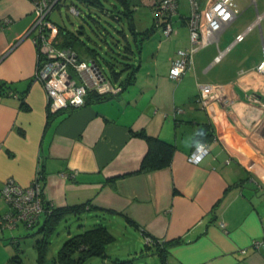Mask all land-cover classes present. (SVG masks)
I'll list each match as a JSON object with an SVG mask.
<instances>
[{
    "label": "crops",
    "instance_id": "obj_1",
    "mask_svg": "<svg viewBox=\"0 0 264 264\" xmlns=\"http://www.w3.org/2000/svg\"><path fill=\"white\" fill-rule=\"evenodd\" d=\"M154 1L139 3L153 12ZM178 8L170 35L157 27L141 42L139 53L157 36L155 53L137 60L131 85L48 117L46 91L34 78L38 50L31 28L38 13L30 0H0V188L7 178L29 184L40 167L43 196L53 209L85 205L78 215L108 216L113 239L104 253L116 238L111 225H119L161 264H264V73L257 70L264 42L250 59L228 56L252 22L219 49L236 17L217 43L194 53L191 70L172 79L170 61L189 45L188 15ZM198 85L221 86L232 102L202 106ZM201 129L208 153L190 163L186 157ZM138 131L174 145L168 166L137 171L147 151ZM5 209L0 196V214ZM71 216L77 215L70 211L62 220ZM43 222L41 214L35 226ZM20 227L0 229V240L21 235ZM173 239L180 240L159 255L156 242ZM93 257L119 261L106 253Z\"/></svg>",
    "mask_w": 264,
    "mask_h": 264
},
{
    "label": "built area",
    "instance_id": "obj_2",
    "mask_svg": "<svg viewBox=\"0 0 264 264\" xmlns=\"http://www.w3.org/2000/svg\"><path fill=\"white\" fill-rule=\"evenodd\" d=\"M30 1L38 13L31 28L35 31L33 41L39 56H42L37 60L34 78L44 86L47 110L53 114L80 107L85 104L88 90L97 93H117L120 87L111 83L97 62L93 59H81L74 50L57 46V26L48 19V15L62 0ZM189 5L190 14L185 19L189 45L177 49L170 61L169 76L176 80L193 68L194 53L210 43H217L219 34L239 13L235 0H204L201 4L197 0H189ZM177 8L178 0H155L153 3L156 16L154 22L156 26H160V22L163 21L160 28L164 36L170 35L173 31L170 17L176 13ZM71 11L78 13L75 7H71ZM243 35L244 33L238 34L235 42L242 40ZM220 56L221 53L217 58ZM257 70L264 73V50ZM198 86L196 99L202 106L215 100L232 102L231 98L223 93L221 86ZM207 153L206 143L199 140L195 142L186 159L190 163H198ZM0 196L6 205L5 211L0 214V229H13L19 225L31 229L40 215L50 210V207L48 209L45 207L40 167L27 185L18 184L14 179L7 178L0 188ZM253 245L258 248L261 242L256 240Z\"/></svg>",
    "mask_w": 264,
    "mask_h": 264
},
{
    "label": "rangeland",
    "instance_id": "obj_3",
    "mask_svg": "<svg viewBox=\"0 0 264 264\" xmlns=\"http://www.w3.org/2000/svg\"><path fill=\"white\" fill-rule=\"evenodd\" d=\"M113 1H115L118 7H121L116 0H102L104 6L108 7H110ZM197 1L201 4L204 0ZM235 2L239 11L237 19L223 31L218 48H223L222 43L224 40L232 42L236 32L242 31L248 24L255 22L251 30L244 34L243 40L239 44L230 47L231 51L228 54V56H233L235 59L237 56L238 58L241 56L242 59H250V56H254L258 52L261 54L260 45L261 42H264V0H235ZM178 5V10L184 16L190 14L189 0H178ZM71 7H75L79 12H72ZM133 7L135 9L133 10V20L136 30L142 31L150 27L153 24L152 17L154 11L152 12L148 6L140 4L139 0L135 1ZM48 19L54 24L72 32H77L79 29L83 30L85 32L83 35L85 41L88 45L98 50L99 55L97 56V60L102 65L107 76H111L110 69L105 63V60H112L110 54L113 53L110 49V44L116 40L124 43L122 35L118 30H124L130 44L133 47L135 46L126 18L117 20L111 17L108 12L87 4L82 0H62L60 4L50 11ZM157 42L156 35L152 36L149 41H145L142 44V53H134V62L137 63V60L141 56L145 59L151 57L155 53ZM214 47L212 45L210 49L214 50L216 48ZM207 48L201 50L200 53L206 51ZM219 49L216 48L214 51L217 53ZM80 55L83 58H89L84 53ZM213 71L211 70L207 76L213 75ZM106 218L96 217L95 212L89 211L82 215L71 216L66 220H62L50 234L46 251L44 250L41 253H39L37 241L43 240V237L40 233H36L38 226L25 230L23 227H20L21 235H17L14 239L5 236L2 241L0 240V264H40V255L44 257L43 264H61L57 256L63 242L68 237L93 228L98 224L107 226L108 222ZM111 226L116 238L115 241L106 246L105 253L110 255L112 259H118L119 261L103 263L102 258L93 257L86 261V264H161L156 253L151 254L152 252L145 247L143 242H135L133 237L121 226ZM134 250H137V253H134Z\"/></svg>",
    "mask_w": 264,
    "mask_h": 264
},
{
    "label": "trees",
    "instance_id": "obj_4",
    "mask_svg": "<svg viewBox=\"0 0 264 264\" xmlns=\"http://www.w3.org/2000/svg\"><path fill=\"white\" fill-rule=\"evenodd\" d=\"M82 1L108 12L111 17L117 20L121 18L122 19L126 18L128 28L131 31L132 39L135 43V46L133 47L132 44H130V42L128 41V36L124 32V30H118V32L122 35L124 43H122L120 40H116L113 41L112 44H110V49L113 53L110 54L112 60L110 61L105 60V63L108 65V68L110 69L111 76H107L106 74L105 75L109 78L111 83H113L115 86H119L120 90L114 94L108 92L97 93L94 90H88L85 98V103H86L90 101L107 99L125 90L129 85H131L134 82L135 73L138 68V65L134 62L133 55L135 52L139 53L141 42L145 38H147L152 32H154L155 28L160 27L163 21L160 22V26H156L155 22L153 21L152 26L142 31H138L136 30L133 20L134 19L133 10H135L133 6L135 5L136 0H116L121 7H118L115 1L111 3L110 7L104 6L102 0H82ZM104 1H108V0H104ZM153 17L155 20L156 19L155 14ZM56 26H57L56 44L58 47L70 48L74 50L77 56L81 59H86L80 55L81 53L88 55L89 58L87 59H93L95 62H97V64L101 67V69L105 73L104 69L102 68V65L97 60V56L99 55L98 50L88 45V43L85 41L83 37L85 33L83 30L79 29L77 30V32H72L62 26H58V25ZM41 57L42 56L40 55L38 58L41 59ZM57 113H53V114H57ZM53 114L48 112V117H51ZM134 135L144 138L147 143V151L142 157L137 171L158 169L161 167L168 166L170 164L171 154L173 152L174 145L164 140H161L157 137H151L147 135L144 131L134 132ZM205 138H206V129H201V132L199 133V137L196 139L195 142L199 140L200 141L203 140L204 142ZM40 172H41V179L43 181L44 173L42 170H40ZM221 201L222 198L219 199V201H217V203L212 209L213 211L221 203ZM48 205L49 203L46 202L45 207L47 209L48 207H50V210L49 211L47 210L43 213L44 222L36 232V233H40L43 237V240L37 241L38 242L37 246L40 250L39 253L43 252L44 250L46 251L48 238L50 234L55 230L58 223L62 221V217H64V215L67 212L72 211V213L78 216V214H80L82 211L85 210L84 208L85 205H80L73 208L71 207V208H55V209H53L52 206H48ZM112 239L113 236L107 231L105 226L98 224L93 228L86 229L80 233L68 237L63 242V245L59 249L57 259L61 264H85V262L91 256L104 257L105 256L104 246L107 242L111 241ZM179 240L180 239H173L171 241H168L167 243L165 241L162 242L155 241L158 248L157 250L159 251L158 254L164 255L165 247L168 244L177 242ZM40 260H41L40 264H43L42 261L44 260V257H42L41 255H40Z\"/></svg>",
    "mask_w": 264,
    "mask_h": 264
},
{
    "label": "bare ground",
    "instance_id": "obj_5",
    "mask_svg": "<svg viewBox=\"0 0 264 264\" xmlns=\"http://www.w3.org/2000/svg\"><path fill=\"white\" fill-rule=\"evenodd\" d=\"M208 149V148H207Z\"/></svg>",
    "mask_w": 264,
    "mask_h": 264
}]
</instances>
